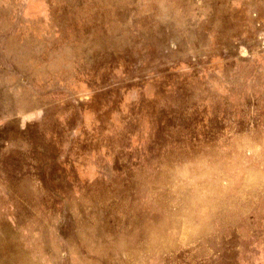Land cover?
Here are the masks:
<instances>
[{
  "label": "rangeland",
  "instance_id": "1",
  "mask_svg": "<svg viewBox=\"0 0 264 264\" xmlns=\"http://www.w3.org/2000/svg\"><path fill=\"white\" fill-rule=\"evenodd\" d=\"M0 264H264V0H0Z\"/></svg>",
  "mask_w": 264,
  "mask_h": 264
}]
</instances>
